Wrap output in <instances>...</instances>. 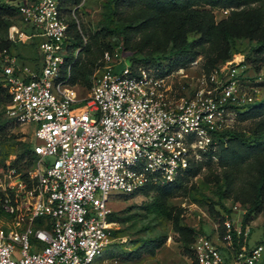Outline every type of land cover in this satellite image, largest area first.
<instances>
[{
    "label": "built area",
    "instance_id": "2783aa9c",
    "mask_svg": "<svg viewBox=\"0 0 264 264\" xmlns=\"http://www.w3.org/2000/svg\"><path fill=\"white\" fill-rule=\"evenodd\" d=\"M15 5L32 32L12 24L7 39H44L38 70L19 64L9 49L0 51L6 111L19 124L35 123L36 157L26 176L14 169L0 175V264H92L111 242L110 193L172 182L206 154L214 157L216 134L233 120L231 109L256 97L242 89L239 63L167 71L105 52L91 91L80 98L69 84L73 61L64 56L71 51L58 0ZM245 212L233 203L229 212L207 216L210 234L198 232L191 245L196 264H257L264 257L263 243L248 242ZM4 215L12 228H4Z\"/></svg>",
    "mask_w": 264,
    "mask_h": 264
},
{
    "label": "rangeland",
    "instance_id": "374dc122",
    "mask_svg": "<svg viewBox=\"0 0 264 264\" xmlns=\"http://www.w3.org/2000/svg\"><path fill=\"white\" fill-rule=\"evenodd\" d=\"M17 1L0 0V51L8 45L12 24L32 32L15 12ZM70 1L60 3L71 51L64 56L66 63L73 61L69 84L80 98L91 91L93 72L105 63V52L137 66L149 57L187 48L194 54L185 65L190 71L223 62L241 64L242 89L256 97L231 109L233 120L222 129L229 133L215 139L214 157L206 154L193 162L178 181L110 193L111 242L92 264H196L191 248L195 235L210 234L207 216L227 213L233 203L254 210L248 242L264 244V0ZM43 39L34 36L7 49L19 64L38 70ZM195 60L196 65L191 63ZM7 104L0 87V175L14 169L26 176L36 162L31 153L35 123L15 122ZM1 219L4 228L13 227L11 217ZM29 240L43 246L32 236ZM257 264H264V257Z\"/></svg>",
    "mask_w": 264,
    "mask_h": 264
},
{
    "label": "trees",
    "instance_id": "16d2710c",
    "mask_svg": "<svg viewBox=\"0 0 264 264\" xmlns=\"http://www.w3.org/2000/svg\"><path fill=\"white\" fill-rule=\"evenodd\" d=\"M151 1L159 3L161 0H151ZM69 2H71V1L70 0H58L59 7L61 9H63V8L60 5V3L61 4H66V3H69ZM13 6H14V9H15V12H17V6L15 4ZM17 14H18V12H17ZM10 44H11V42L8 40V45L7 46H9ZM7 46H5V47L7 48ZM188 52H189L188 48L185 51L184 50L180 51V50L173 49L172 51H169L167 54L162 55V57H161V55H159L157 57L156 56L155 57H149L142 64H143V66H146V67H156V68H159L161 70L171 71L173 69L178 68L179 66H185L188 63V61L193 59L194 54H190ZM162 58H164V59H162ZM216 65H211L209 67L206 66L204 69L206 71H209L210 69H212ZM0 87L5 92L6 97L9 100V95H8L6 89L1 84H0ZM238 107L239 106H237L236 108H238ZM228 133H229V130H220V131H218L217 134H216L217 141L219 139H221L222 137L227 136ZM31 153L33 154V156H35L34 153H33L32 147H31ZM191 169H192V167H189L183 173H181L174 181L169 182V183H173L175 181H178L182 177L183 174H187ZM157 184L163 185V184H168V183H157ZM146 185H156V184L147 183ZM253 211L254 210H252V208H249V210H247L245 212V214L243 216V222L249 221V217L251 216V214H253ZM227 212H229V209L227 210ZM110 216H111V212H110L109 217H108L109 220L111 219ZM217 216H219V215H217ZM156 244H157V246L159 245V243H156Z\"/></svg>",
    "mask_w": 264,
    "mask_h": 264
}]
</instances>
